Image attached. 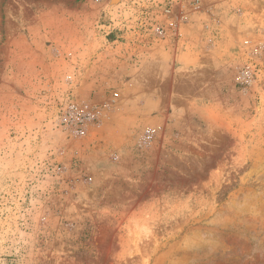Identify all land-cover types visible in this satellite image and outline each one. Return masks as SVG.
I'll return each mask as SVG.
<instances>
[{"label": "rangeland", "instance_id": "1", "mask_svg": "<svg viewBox=\"0 0 264 264\" xmlns=\"http://www.w3.org/2000/svg\"><path fill=\"white\" fill-rule=\"evenodd\" d=\"M0 264H264V0H0Z\"/></svg>", "mask_w": 264, "mask_h": 264}]
</instances>
